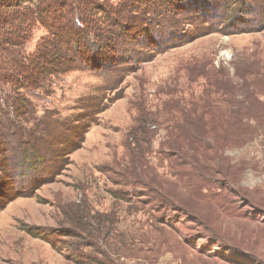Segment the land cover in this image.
<instances>
[{"label": "rangeland", "instance_id": "rangeland-1", "mask_svg": "<svg viewBox=\"0 0 264 264\" xmlns=\"http://www.w3.org/2000/svg\"><path fill=\"white\" fill-rule=\"evenodd\" d=\"M240 2L246 13L232 4L234 13L210 21L207 33L151 57L107 92L101 112L57 176L48 177V167L37 165L31 176L15 177L16 185L0 188V264H68L62 247L69 242L67 230L93 231L98 221L103 230L112 225L115 247L123 248L121 238L128 242L124 248L131 257L118 258L120 264H264V136L246 137L242 147L232 145L219 156L210 148L208 161L200 156L215 176L218 167L239 174L238 192L225 185L195 193L192 188L206 179L203 169L189 163L186 146L165 144L169 132L185 145L179 132L186 112L200 115L198 121L208 127L217 120L233 122L240 112L264 128V0ZM12 32L5 26L1 35L13 41ZM43 35L34 31L26 54ZM107 81L75 70L53 81L49 97L30 98L28 112L38 119L45 110L72 117L81 101L101 99ZM0 88L7 91L9 85ZM145 118L150 127L137 128ZM134 126L142 141L140 148L128 149ZM4 128L10 134L19 130ZM203 132L217 142L222 129ZM3 134L0 169L8 171L9 164L17 169L21 162L11 148L18 138ZM159 196L165 197L162 204ZM171 205L184 206L199 219L180 215Z\"/></svg>", "mask_w": 264, "mask_h": 264}, {"label": "trees", "instance_id": "trees-1", "mask_svg": "<svg viewBox=\"0 0 264 264\" xmlns=\"http://www.w3.org/2000/svg\"><path fill=\"white\" fill-rule=\"evenodd\" d=\"M238 1L0 0V85H9L7 91L0 88V115L6 117L8 123L0 126V134L5 129L1 137L12 135L18 138V145L11 151L16 150L21 162L17 169L11 164L8 171L0 169V173L3 171L0 188L12 187L16 178L31 176L30 170L37 165L42 170L48 167V177L57 176L69 163L70 155L80 147L89 125L101 112L107 92L117 90L130 74L151 57L207 33L205 26L210 21L234 13L232 4H237L238 11L246 13V6ZM14 22H18L19 26H13ZM5 26H11L13 41L3 39L1 33L5 34ZM38 29L43 30L44 35L36 41L33 51L26 54V45ZM7 68L11 69V73L6 71ZM75 70H89L95 76L109 79L104 85L105 94L101 99L81 101L83 103L74 108L76 113L65 119H61L55 111L45 110L39 119L28 112L30 98L49 97L53 81ZM183 119L185 127L179 133L183 135L185 145L169 132L167 143L164 142L168 149L186 146L190 152L189 163L197 170L203 169L206 179L198 182L193 191L201 194L229 185L238 192L239 174L231 175L218 167V178L208 165L204 166L200 156L208 161L211 159L210 148L215 156H219L232 145L233 148L242 147L246 137L252 140L256 136H264V128L253 119L244 118L240 112L233 122L221 123L217 120L208 124L205 121L209 127L204 121H198L202 119L200 115L193 116L186 112ZM194 120L198 122L200 130L193 128ZM29 123L31 126H28ZM6 125L17 126L19 130L10 134L4 128ZM148 126L146 118L143 122H137L139 129L147 130ZM218 128L222 129L218 135L221 138L217 142H210L203 131L215 132ZM135 129L136 126L128 132V137L132 139V143L127 145L128 149L132 145L140 148L142 138L137 137ZM18 170L19 176H14ZM34 173L36 171L32 175ZM228 175L231 176L225 180ZM163 198H156L157 203L162 204L165 201ZM224 199L227 200L228 196ZM171 206L180 215H193L194 219H199L184 206ZM103 226V222L98 221L93 231L86 228L80 233L74 229L67 230L64 237L69 238V242L64 241L62 247L68 264H120L118 258L131 257V250L124 248L128 242L121 238L123 248L115 247L116 234L112 232V225L106 230H103Z\"/></svg>", "mask_w": 264, "mask_h": 264}]
</instances>
